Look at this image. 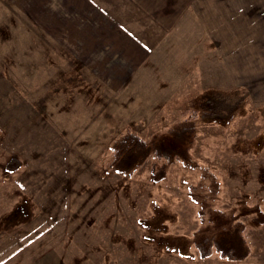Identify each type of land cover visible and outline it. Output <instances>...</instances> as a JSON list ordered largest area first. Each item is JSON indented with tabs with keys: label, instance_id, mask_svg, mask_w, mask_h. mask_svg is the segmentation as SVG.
<instances>
[{
	"label": "rangeland",
	"instance_id": "374dc122",
	"mask_svg": "<svg viewBox=\"0 0 264 264\" xmlns=\"http://www.w3.org/2000/svg\"><path fill=\"white\" fill-rule=\"evenodd\" d=\"M57 2L0 0V264H264V0Z\"/></svg>",
	"mask_w": 264,
	"mask_h": 264
},
{
	"label": "trees",
	"instance_id": "16d2710c",
	"mask_svg": "<svg viewBox=\"0 0 264 264\" xmlns=\"http://www.w3.org/2000/svg\"><path fill=\"white\" fill-rule=\"evenodd\" d=\"M208 103V108H210V110H212L214 113L218 114V109L221 108L222 103L219 101H215L214 99L209 100ZM182 133L177 132L175 134L176 138L182 137ZM118 146L119 153L115 160V168L119 171L129 169L138 160L136 158L137 156L142 154V157H144L151 149V147H149L144 140L132 133H128L122 140H120L118 142ZM154 149H156L158 155L167 156L171 159L176 154L175 148L163 150L161 146L157 145L154 147ZM18 163V160L14 159L8 163V166L11 169H16L19 165ZM232 233L231 230H228L227 233H224L220 237L212 236L202 239L197 244L201 256L207 257L211 254L212 249L215 248L216 251L220 252L222 256L227 257L229 259L237 260L246 257V255L248 254V250L243 245L242 238H239V242H237L234 238H228V236L232 235Z\"/></svg>",
	"mask_w": 264,
	"mask_h": 264
},
{
	"label": "crops",
	"instance_id": "0c3cea01",
	"mask_svg": "<svg viewBox=\"0 0 264 264\" xmlns=\"http://www.w3.org/2000/svg\"><path fill=\"white\" fill-rule=\"evenodd\" d=\"M62 0H58V2H57V5H58V7H57V11L58 12H63V18L65 17V15H64V12H65V4L64 5H60L59 3L61 2ZM48 5L49 6H52L53 5V3L52 4H50V2L48 3ZM47 8H48V6H47ZM49 9V8H48ZM60 17V16H59ZM159 42V38H157V48H159L158 46V43ZM156 44V43H155ZM151 51L152 50H150V49H146L145 50V48H142V49H139V50H137L136 49V53L133 55H130V54H128V55H124L123 56V58L125 57V58H128L129 59V61L131 60V58L133 57V56H135L136 55V57L137 58H139V59H141V60H143L142 62H139V60H138V62H139V65H141V64H143V62L146 60V58L149 56V54L151 53ZM124 62V61H123ZM126 65H130V64H128V63H121V66H126ZM38 264H45V263H43V262H41V263H38Z\"/></svg>",
	"mask_w": 264,
	"mask_h": 264
}]
</instances>
